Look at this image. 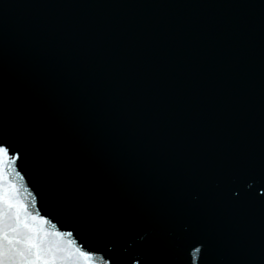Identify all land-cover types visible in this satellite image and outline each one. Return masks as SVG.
Instances as JSON below:
<instances>
[{
	"label": "water",
	"instance_id": "95a60500",
	"mask_svg": "<svg viewBox=\"0 0 264 264\" xmlns=\"http://www.w3.org/2000/svg\"><path fill=\"white\" fill-rule=\"evenodd\" d=\"M0 127L85 251L264 264V0H0Z\"/></svg>",
	"mask_w": 264,
	"mask_h": 264
},
{
	"label": "snow or ice",
	"instance_id": "6c2138e0",
	"mask_svg": "<svg viewBox=\"0 0 264 264\" xmlns=\"http://www.w3.org/2000/svg\"><path fill=\"white\" fill-rule=\"evenodd\" d=\"M23 154L18 139L5 136L0 127V264H129L114 251L105 258L103 253L76 246L72 232L47 229V217L35 213L36 197L31 192L22 194L16 165ZM187 243V264L198 260L205 264L202 248L206 251L209 246L207 237L194 234ZM130 264L140 262L133 259Z\"/></svg>",
	"mask_w": 264,
	"mask_h": 264
}]
</instances>
